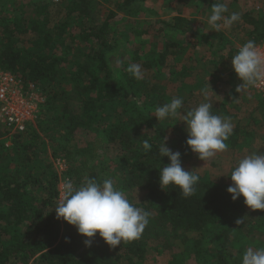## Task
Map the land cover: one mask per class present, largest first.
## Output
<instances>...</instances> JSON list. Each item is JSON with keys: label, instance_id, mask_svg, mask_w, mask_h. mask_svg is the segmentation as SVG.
<instances>
[{"label": "trees", "instance_id": "obj_1", "mask_svg": "<svg viewBox=\"0 0 264 264\" xmlns=\"http://www.w3.org/2000/svg\"><path fill=\"white\" fill-rule=\"evenodd\" d=\"M142 1L60 0L38 6L32 16L0 22V69L35 83L45 97L34 127L10 134L0 126V264H143L151 243L163 250L173 249L176 242L194 256L201 254L203 242L208 243L213 251L206 254L207 264H241V239L256 228H264V211L247 208L243 197L233 201L227 192L231 183L226 178L219 177L211 183L199 180L195 194L189 198L175 187L161 190L159 170L170 163L159 154L163 140L166 147L181 153L182 161H202L186 145L184 124L173 127V136L166 139L165 121L145 116L131 100L140 92L159 96V85L150 89L148 81L137 80L126 70L117 81L113 80L107 57L115 48L109 19L116 14L109 11L102 23L95 17L103 3L124 15H133L135 5ZM198 1L211 5V0ZM243 20L251 26L249 40L257 44L264 39V18L244 14ZM182 22L177 18L175 23H165V27L186 32ZM187 32L195 43L205 38ZM22 36L26 37L25 44ZM203 42L211 51L209 68L219 72L224 58L221 50L227 48L226 56L232 58L233 49L222 44L219 51H214L209 41ZM178 44L164 45L159 65L170 63V59L180 60L189 43ZM57 48L73 50L74 60L68 63L58 57ZM179 74L185 75V68ZM203 98L202 94L192 97L193 103ZM218 113L214 107L213 114ZM104 120L108 123L103 124ZM54 129L62 132L64 142L73 141L83 132L100 133L114 149L118 158L113 169L117 188L135 206L150 212L149 223L139 239L111 248L97 233L91 246H86L87 238L56 218L59 173L51 163L42 171L34 162L38 138ZM238 133L235 129L226 141L228 149H241ZM145 139L151 144L150 150L143 148ZM78 155L85 156L86 152L67 153L66 159L75 160ZM68 175L74 177V187L86 177L105 179L104 170L90 169L82 177L72 166ZM242 218L244 223L237 225L235 221Z\"/></svg>", "mask_w": 264, "mask_h": 264}, {"label": "rangeland", "instance_id": "obj_2", "mask_svg": "<svg viewBox=\"0 0 264 264\" xmlns=\"http://www.w3.org/2000/svg\"><path fill=\"white\" fill-rule=\"evenodd\" d=\"M215 2L225 3L229 9L228 14L239 13L240 20L234 23V27L242 36L245 35L242 31L240 32L241 29L251 30L243 20L244 14H249L252 18H264V0H211V5L203 6L206 11L202 14L198 10H203L198 0H143L135 5L136 12L133 15H124L103 3L95 17L102 23L109 11L116 14L109 19L110 37L115 48L107 57L113 80L117 81L128 65L136 63L141 66L142 79L149 82L150 89L154 85L162 88L158 90L159 96L140 92L138 97L131 98L145 116L156 118L154 116L156 107L170 102L173 97H181L186 100L181 112L185 113L188 109L196 108L200 103L208 102L213 104V108L218 109L217 115L230 117L233 124L232 133L235 129L239 131L237 136L241 149H227L202 162L195 159L184 160L182 166L188 171L195 170L200 177L199 180L206 183L214 182L219 177L226 178L229 183H232L229 175L240 159L251 151L264 152V101L252 94L248 88L239 93L236 92L241 81L236 75L233 76L231 61L220 63L219 72H213L212 68L210 69L206 64L210 56L204 45L198 47L199 51L195 49V46H190L180 60L170 59V63H173L171 65L165 63L162 66L158 63L159 55L164 52V45L167 42L177 46L178 43L183 45L190 43L187 31L198 32L197 29L199 32L212 31L207 28V17ZM44 4H47L44 0H0V22L9 18H24L27 14L32 16L35 9ZM177 18L183 21L180 25H183L186 32L165 27V23H175ZM25 39L26 37H21L23 44L26 42ZM209 52H211L210 49ZM55 54L58 57H64L68 63L74 60V52L69 48H57ZM182 68H185V75H180L181 72L179 74ZM216 78L220 80L215 82ZM205 87L208 88L207 97L198 99V103H193L192 97L201 96V89ZM164 121L167 126L166 139L173 136V127L185 125L182 116ZM105 123L108 121L104 120L103 124ZM32 126L34 127L35 124ZM184 127L186 129V125ZM61 134L62 132H58V129H54L47 135L42 134V137L38 138V148L34 151L36 155L34 162L39 164L42 171H45L47 163H51L59 173L58 202L62 198L66 178L71 179L75 186L74 177L68 175L71 166L77 168L82 177L88 175L90 169L96 172L104 170L105 179H113L117 187L116 177H114L116 174L113 170L118 164L117 154L110 145L106 144L100 133L83 132L70 142H64ZM9 145L8 142L6 146ZM79 150L85 151L86 155H78L75 160L66 159L67 153L75 155V152ZM59 159L65 161L63 170L56 164ZM61 164L63 162H60ZM136 199L139 200V198ZM238 245L242 254L248 247H264V228H256L251 234H246ZM158 249L160 248L151 243L143 264H207L206 254L213 251L205 242L201 245L200 257L188 254L179 242L175 243L173 249Z\"/></svg>", "mask_w": 264, "mask_h": 264}, {"label": "clouds", "instance_id": "obj_3", "mask_svg": "<svg viewBox=\"0 0 264 264\" xmlns=\"http://www.w3.org/2000/svg\"><path fill=\"white\" fill-rule=\"evenodd\" d=\"M228 13L225 3H213L207 17L209 29L218 32L221 28H230L240 20L239 13ZM231 64L241 81L236 88L237 93L256 86L264 78V53L254 40L239 47L231 58ZM125 70L137 80L143 78L139 64H130ZM201 94L206 98L208 88H202ZM183 103V98L173 97L170 102L156 107L154 116L158 121L182 116L187 132L186 145L201 161L225 152L228 149L226 141L233 132L230 117L213 114V104L208 102L200 103L184 113L180 111ZM143 148L151 149L147 139L143 141ZM159 154L170 161L159 170L161 190L175 187L184 198L194 195L200 177L195 170L184 169L181 153L166 147V140H163ZM229 176L232 183L227 192L231 199L236 201L243 197L247 208L264 211V152H249L237 162ZM54 210L57 219L75 227L79 235L87 238L84 241L86 246H91L93 238L99 233V237L111 248H116L122 242L139 239L150 217V212L131 203L111 178L98 181L96 178L86 177L78 187H74L72 180L66 178L62 198ZM235 223L243 224L244 218L237 219ZM241 264H264V247H248L243 253Z\"/></svg>", "mask_w": 264, "mask_h": 264}, {"label": "built area", "instance_id": "obj_4", "mask_svg": "<svg viewBox=\"0 0 264 264\" xmlns=\"http://www.w3.org/2000/svg\"><path fill=\"white\" fill-rule=\"evenodd\" d=\"M47 3H58L60 0H44ZM264 53V39L257 43ZM239 50V48H238ZM251 93L264 101V78L251 87ZM45 103V97L38 86L30 81H24L19 76L0 69V126L10 134L23 133L28 126L34 125L40 117V108ZM60 162L63 164L60 165ZM65 161L57 160L61 170Z\"/></svg>", "mask_w": 264, "mask_h": 264}, {"label": "crops", "instance_id": "obj_5", "mask_svg": "<svg viewBox=\"0 0 264 264\" xmlns=\"http://www.w3.org/2000/svg\"><path fill=\"white\" fill-rule=\"evenodd\" d=\"M200 4H202V3H200ZM203 6H206V5H203L202 4V7L201 8L203 10L198 9L201 14L204 13V11H206L205 10V7H203ZM174 16H178V15H174ZM247 26H249V25L247 24ZM249 27L251 28V26H249ZM249 27H247V28H249ZM204 28H205V24H204ZM207 28H209L208 25H207ZM197 30H198V32H195L193 30H191V31L192 32H195V33H197L199 35L204 36L205 38H203V39L209 41V43H211L214 46V51H219L220 50V46L222 44L223 45L226 44V46H228L229 48H232L233 49V56L235 55V51L238 52V48L240 46H242L244 43H246L247 41H249V37H248L247 33H249V31H251V30H247L246 28L245 29H241L240 32L242 31L244 33V35H245V36H242L239 32L236 31V27H234V24L230 28H227V29L221 28L220 31H218V32H215L213 30L212 31H209V32H207L205 30H203L202 32H199V29H197ZM220 37H222V39H223V42H221V43H220ZM203 39L201 38L200 43H195L193 40L190 39V43L189 42L188 43H189V47L190 46L191 47L192 46H195V49H197L198 51H199L198 47L200 48V46H203L204 45L207 48V53L210 56V58L207 60L206 64L210 67L211 52H209V49L210 48H209V46L206 43L203 42ZM240 42H242V43H240ZM239 44H241V45H239ZM221 51H222V55L224 56L222 62H230L231 61V58H228V56H226L227 53L229 54V50L227 48L226 49L223 48ZM212 71H213V68H212ZM248 89L250 91L251 90V87H248Z\"/></svg>", "mask_w": 264, "mask_h": 264}]
</instances>
